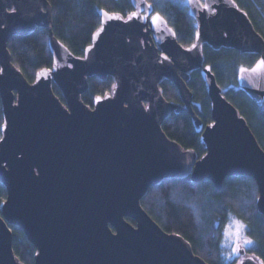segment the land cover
<instances>
[{
  "label": "water",
  "instance_id": "95a60500",
  "mask_svg": "<svg viewBox=\"0 0 264 264\" xmlns=\"http://www.w3.org/2000/svg\"><path fill=\"white\" fill-rule=\"evenodd\" d=\"M133 3L139 19L102 9L92 47L77 56L54 33L49 0H0L5 119L0 182L7 189L0 206V264H22L13 249L11 224L35 246V264H210L141 203L151 186L169 177L189 175L193 182L209 178L222 189L227 176H251L258 186L257 208L264 215V149L203 55L204 44L257 53L258 60L245 68L243 78L239 74L238 82L261 102L264 65L258 62L264 60V37L235 0H187L199 36L184 46L148 0ZM204 4L210 7L205 10ZM156 13L163 22L152 26ZM37 26L48 29L53 65L30 81L14 64L8 41ZM196 69L211 101L213 119L206 125L188 85ZM94 75L112 76L117 87L97 96L90 107L82 94ZM165 78L177 86L180 101L164 96L160 83ZM174 111L191 114L205 153L184 148L164 131L162 124ZM240 249L239 264H261Z\"/></svg>",
  "mask_w": 264,
  "mask_h": 264
},
{
  "label": "trees",
  "instance_id": "16d2710c",
  "mask_svg": "<svg viewBox=\"0 0 264 264\" xmlns=\"http://www.w3.org/2000/svg\"><path fill=\"white\" fill-rule=\"evenodd\" d=\"M53 7V30L55 35L77 56H84L92 43L95 32L101 26V10L129 17L135 10L133 0H49ZM155 11L160 12L175 30L180 43L191 45L196 37V20L189 12L187 0H148ZM246 11L256 30L264 37V0H235ZM48 29L37 26L26 35H14L8 48L14 64L33 81L37 72L52 67L53 54L48 42ZM205 64H209L223 93L246 119L257 140L264 149V99L257 102L239 86L241 67L252 66L259 58L254 52L222 46L218 49L203 45ZM88 89L82 94L83 101L94 106L97 96L113 91L112 76L88 78ZM188 85L194 94V108L206 125L212 121L211 101L206 91L200 69L191 71ZM55 94L65 102L62 91L53 83ZM160 87L169 100L180 101L179 91L172 80L163 79ZM4 114L0 98V137ZM162 127L172 139L184 148H193L200 156L206 152L201 133L196 130L188 111L169 114ZM7 189L0 182V206L6 199ZM258 186L251 176H227L223 188L218 189L211 179L193 182L190 176L164 179L149 188L141 203L148 213L167 231L183 235L193 250L210 264H237L222 254L224 226L230 215L241 219L246 234L253 240L246 251L264 261V215L257 208ZM132 223L133 219L128 217ZM13 233V249L22 264H35L36 248L25 232L10 225Z\"/></svg>",
  "mask_w": 264,
  "mask_h": 264
},
{
  "label": "snow or ice",
  "instance_id": "6c2138e0",
  "mask_svg": "<svg viewBox=\"0 0 264 264\" xmlns=\"http://www.w3.org/2000/svg\"><path fill=\"white\" fill-rule=\"evenodd\" d=\"M193 2V0H188V3L189 4H191ZM146 7L148 8V9H151V4H148V5H146ZM210 6L208 5V4H204L203 5V9H208ZM49 8H51V5H49ZM45 11H47V9L45 10ZM133 18H140V17H138V15H137V13H135V12H133L130 16H129V19H133ZM143 19H148V16L146 15L145 17H143ZM163 22V18L160 16V14L159 13H156L155 15H152L151 16V24H152V26H156L158 23H162ZM175 33H173V35H174ZM197 36H199V33H197ZM92 46L90 45L89 46V49L91 48ZM195 47H197V45H195V44H193L192 45V48H195ZM189 51L191 50V49H188ZM164 60H167L168 59V57H164L163 58ZM161 63H163V61H161ZM259 65H264V60H261V61H259L258 62V66ZM239 71H240V73H241V78H243V73L246 71V69L245 68H243V67H241L240 69H239ZM112 87L113 88H116L117 87V85L116 84H113L112 85ZM213 124H215V121H213ZM211 126V125H210ZM3 139V137H0V140H2ZM168 179H179V177H169ZM232 225H234V232L233 233H231V235L232 236H234L235 237V239L233 240V247H232V249H231V253H230V258L231 257H234V256H237V255H239V253H240V241H241V239H242V233L244 232V229H245V225L243 224V222L242 221H240V220H238V219H236V220H233L232 221ZM229 226H231V225H227L226 226V229H227V227H229ZM176 235L177 236H179V233H176ZM225 235H229V233L227 232V230L225 231ZM243 244L245 245V246H247V245H251V244H253V240L252 239H249V238H243ZM261 264H264V261H261Z\"/></svg>",
  "mask_w": 264,
  "mask_h": 264
},
{
  "label": "rangeland",
  "instance_id": "374dc122",
  "mask_svg": "<svg viewBox=\"0 0 264 264\" xmlns=\"http://www.w3.org/2000/svg\"><path fill=\"white\" fill-rule=\"evenodd\" d=\"M236 219L242 221L241 219L237 218L236 216H234V215H230V218H229L227 224L224 226L223 237H222V243H221V248H222V254L226 257L227 260H233V259H235L236 262H237V264H239V261H240V259L242 258V254H241V253H239V255H237V256H234V257H231V258H230L231 249H232V247L234 246V245H233V240L235 239V237L231 235V233L234 232V225H232V221H233V220H236ZM242 222H243V221H242ZM243 224L245 225L244 222H243ZM227 225H231V226L227 227V229H226V226H227ZM226 230H227V232L229 233V235H225V231H226ZM243 238H249V239H251V238L248 237V235L246 234V225H245L244 232L242 233V239H241V241H240V248H244V249H246V248H248L250 245L245 246V245L243 244ZM246 255H248V254H246Z\"/></svg>",
  "mask_w": 264,
  "mask_h": 264
}]
</instances>
